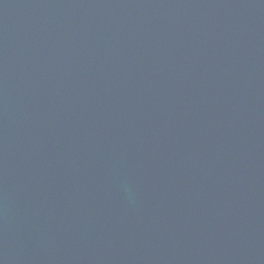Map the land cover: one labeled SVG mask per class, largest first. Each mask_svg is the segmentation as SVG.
<instances>
[{"label": "water", "instance_id": "1", "mask_svg": "<svg viewBox=\"0 0 264 264\" xmlns=\"http://www.w3.org/2000/svg\"><path fill=\"white\" fill-rule=\"evenodd\" d=\"M0 264H264V0H0Z\"/></svg>", "mask_w": 264, "mask_h": 264}]
</instances>
